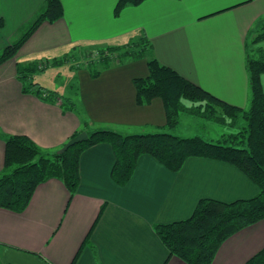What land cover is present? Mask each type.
<instances>
[{"label": "crops", "instance_id": "obj_1", "mask_svg": "<svg viewBox=\"0 0 264 264\" xmlns=\"http://www.w3.org/2000/svg\"><path fill=\"white\" fill-rule=\"evenodd\" d=\"M117 1L62 0L63 16L41 23L14 57L0 63L1 133L26 134L53 151L81 132L84 122L92 130L123 134L166 130L160 98L136 103L133 78L148 74L147 58L106 69L97 78L78 68L76 109L24 91L18 76L19 65L51 62L61 49L123 45L142 36L153 45L151 57L223 100L249 106L246 42L264 19V0H145L115 16ZM44 6V0H0L5 21L0 54ZM258 46L264 49V40L252 48ZM261 80L264 88V73ZM5 149L0 135V174ZM115 159L111 144L97 143L81 154L74 193L61 179L50 178L22 212L0 207V264H188L170 256L155 225L190 217L203 198L230 202L260 191L226 162L190 157L173 172L150 155L139 158L121 186L112 178ZM263 248L264 219L225 240L212 264H246Z\"/></svg>", "mask_w": 264, "mask_h": 264}, {"label": "trees", "instance_id": "obj_2", "mask_svg": "<svg viewBox=\"0 0 264 264\" xmlns=\"http://www.w3.org/2000/svg\"><path fill=\"white\" fill-rule=\"evenodd\" d=\"M44 1V9L16 41L3 49L0 63L14 57L41 23L53 22L63 16L62 0ZM143 1L118 0L114 14L119 16L125 7ZM4 25L3 19H0V29ZM263 40L264 19L261 25L251 30L246 42V69L251 89L247 108L223 100L156 57H151L153 45L146 36L128 44L97 48V55L82 66L89 70L93 78L114 66L147 58L148 74L133 78L136 103L143 106L150 104L154 98H160L166 112L163 128H177L182 113L231 127H238L240 120H244L243 125L238 131L224 133L213 141L200 134L184 137L165 130L132 134L105 128L92 130L88 127L89 123L84 122L81 131H87L89 139L76 143L62 153L41 148L26 134H3L0 131L6 142L5 163L0 174V207L22 212L29 205L37 186L50 178L61 179L74 193L80 183L81 154L97 143L107 142L113 146L116 159L112 178L121 186L129 182L143 155L152 156L173 172L179 171L190 157L219 160L241 170L259 187V193L230 202L203 198L190 217L155 225V231L168 248L170 256H177L188 264H212L225 240L264 219V88L261 80L264 49L261 46L252 48ZM57 64H61V59L19 65L18 76L23 89L48 101L61 100L66 109H76L77 103L73 97H65L59 91L49 90L34 81L37 72ZM246 264H264V248Z\"/></svg>", "mask_w": 264, "mask_h": 264}, {"label": "rangeland", "instance_id": "obj_3", "mask_svg": "<svg viewBox=\"0 0 264 264\" xmlns=\"http://www.w3.org/2000/svg\"><path fill=\"white\" fill-rule=\"evenodd\" d=\"M24 31L16 34L13 38L14 41H16ZM97 50V48L89 49L81 45H77L76 48L58 50L55 55L58 59H61V64L54 66L50 65L43 71L37 72L34 76V81L41 83V85L48 89H58L62 93L66 91L67 95H72L71 97H73V99L75 95V98H77L79 95L75 93L78 87L76 77L77 69L87 64L89 59L95 57L97 55ZM45 62L48 63L49 61ZM243 123L244 120H240L238 127H231L222 122L196 117L189 113H182L177 128L173 130L166 129L165 131L184 137L200 134L208 140L216 141L218 137L224 133L238 131ZM94 128L97 129V126Z\"/></svg>", "mask_w": 264, "mask_h": 264}, {"label": "water", "instance_id": "obj_4", "mask_svg": "<svg viewBox=\"0 0 264 264\" xmlns=\"http://www.w3.org/2000/svg\"><path fill=\"white\" fill-rule=\"evenodd\" d=\"M89 139V133L87 131H81L79 132L76 136L70 138L63 147H61L58 152L62 153L64 151H66L67 149H69L71 146L75 145L76 143H80L83 141H86Z\"/></svg>", "mask_w": 264, "mask_h": 264}]
</instances>
